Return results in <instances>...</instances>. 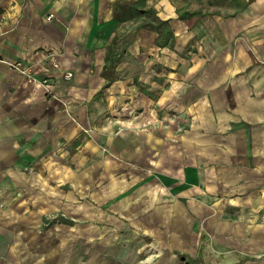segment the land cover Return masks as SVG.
<instances>
[{
  "label": "crops",
  "instance_id": "obj_1",
  "mask_svg": "<svg viewBox=\"0 0 264 264\" xmlns=\"http://www.w3.org/2000/svg\"><path fill=\"white\" fill-rule=\"evenodd\" d=\"M0 264H264V0H0Z\"/></svg>",
  "mask_w": 264,
  "mask_h": 264
},
{
  "label": "built area",
  "instance_id": "obj_2",
  "mask_svg": "<svg viewBox=\"0 0 264 264\" xmlns=\"http://www.w3.org/2000/svg\"><path fill=\"white\" fill-rule=\"evenodd\" d=\"M12 68L16 69L21 75H23L27 82L30 84H36L39 87H42L44 89H48L49 88V80L47 79H42V80H37L36 78H34L32 71L29 67H24L20 62L17 63H12L11 64ZM54 68H59V65L57 63L53 64ZM73 74L71 72H67L64 74V78L66 80H70L72 78Z\"/></svg>",
  "mask_w": 264,
  "mask_h": 264
},
{
  "label": "trees",
  "instance_id": "obj_3",
  "mask_svg": "<svg viewBox=\"0 0 264 264\" xmlns=\"http://www.w3.org/2000/svg\"><path fill=\"white\" fill-rule=\"evenodd\" d=\"M166 25H167V22H161L159 25H158V28H162V29H164L165 27H166ZM169 34V32H167L166 33V35H168Z\"/></svg>",
  "mask_w": 264,
  "mask_h": 264
}]
</instances>
